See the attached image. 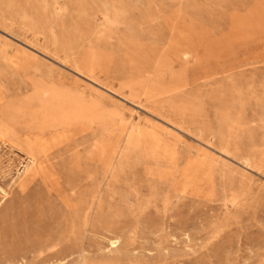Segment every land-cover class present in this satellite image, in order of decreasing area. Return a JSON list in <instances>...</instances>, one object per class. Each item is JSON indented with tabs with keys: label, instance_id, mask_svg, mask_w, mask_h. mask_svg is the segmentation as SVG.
I'll return each mask as SVG.
<instances>
[{
	"label": "rangeland",
	"instance_id": "1",
	"mask_svg": "<svg viewBox=\"0 0 264 264\" xmlns=\"http://www.w3.org/2000/svg\"><path fill=\"white\" fill-rule=\"evenodd\" d=\"M0 188V264H264V0H0Z\"/></svg>",
	"mask_w": 264,
	"mask_h": 264
},
{
	"label": "bare ground",
	"instance_id": "2",
	"mask_svg": "<svg viewBox=\"0 0 264 264\" xmlns=\"http://www.w3.org/2000/svg\"><path fill=\"white\" fill-rule=\"evenodd\" d=\"M177 49H178L180 55L184 59L185 58H189L191 56V54H192V50L187 48V47H185V46H183L182 44L178 45ZM75 126L76 125H66V126H63V127L59 128L57 130H54L52 132H48L46 134L36 133V134L29 135L28 138L33 144L38 146L44 152V150H43V146L44 145H47L50 149H52V148H54L55 146H57L59 144H62L64 142H66V141L71 140L73 137L68 135L66 132L62 131V129L66 128L67 132H68V131H71V129L73 127H75ZM40 165L39 166H34L32 164L30 166H27L26 169L24 170L23 174L27 173L30 169H34V168L38 169L40 167ZM42 177L45 180H47V181H53L54 182L56 180V173L52 169L51 171L44 173L42 175ZM28 183H26L22 188H25ZM0 191H2L1 188H0Z\"/></svg>",
	"mask_w": 264,
	"mask_h": 264
}]
</instances>
